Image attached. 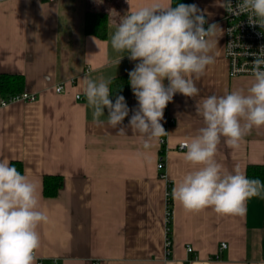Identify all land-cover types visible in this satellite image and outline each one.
<instances>
[{"label": "crops", "instance_id": "obj_1", "mask_svg": "<svg viewBox=\"0 0 264 264\" xmlns=\"http://www.w3.org/2000/svg\"><path fill=\"white\" fill-rule=\"evenodd\" d=\"M151 2H0V73L23 76L22 92L37 96L3 106L0 95V159L23 164L22 174L37 185L48 216L38 227L35 264H264V191L247 200L244 216L219 215L212 208L188 213L172 195L193 170L180 144L204 126L196 102L241 89L246 94L253 82V76L229 75L224 0H192L222 34L215 63L196 81L199 95L177 93L165 108L163 145L160 137L145 150L141 137L130 130L118 136L107 125V110L100 117L103 123L93 121L83 78L119 84L128 76L138 61L115 52L110 38L122 16ZM87 12L108 14L105 39L86 33ZM59 85L62 92L56 91ZM116 95L110 96L113 103ZM123 96L130 109L138 106L130 84ZM161 159L163 169L158 168ZM215 159L229 172L238 165L245 175L249 165H264V127L253 128L235 149L221 138ZM46 174L63 178L55 197L44 196ZM223 242L227 247H221Z\"/></svg>", "mask_w": 264, "mask_h": 264}, {"label": "clouds", "instance_id": "obj_2", "mask_svg": "<svg viewBox=\"0 0 264 264\" xmlns=\"http://www.w3.org/2000/svg\"><path fill=\"white\" fill-rule=\"evenodd\" d=\"M227 11L251 13L249 23L255 24L253 17L264 21V0H239L236 9L229 4ZM207 23L197 5L173 8L171 0L166 5L152 0L122 16L110 43L115 52H127L130 61H138L128 72L138 106L130 109L123 95H116L113 103L111 79L84 77L83 92L93 109L94 123H103L100 117L107 110V125L118 136L129 135V130L139 135L145 150L168 135L161 123L165 108L177 93L187 98L198 96L196 81L215 63L222 30L215 23L206 29ZM253 55V82L246 94L235 90L207 96L195 104L204 126L183 145L187 149L185 160L193 170L172 192L188 213L212 208L219 215L244 216L247 200L264 189V183L248 178L238 165L229 172L215 159L221 138L235 149L253 128L264 127V47L259 55ZM40 201L37 185L8 158L0 159V264H35V252L41 244L38 227L48 221Z\"/></svg>", "mask_w": 264, "mask_h": 264}, {"label": "built area", "instance_id": "obj_3", "mask_svg": "<svg viewBox=\"0 0 264 264\" xmlns=\"http://www.w3.org/2000/svg\"><path fill=\"white\" fill-rule=\"evenodd\" d=\"M5 1V0H0ZM239 0H224V22H225V56L229 65V75L231 77L240 76H252V61L256 58L253 54L259 55L262 47H264V21L259 18L253 17L255 24L249 23V17L251 13L245 12L242 14H233L227 11L229 4L232 9H236ZM208 24H205L207 29ZM57 92L63 91V86L56 87ZM37 96L28 92H20L7 99H1V105H6L14 101H34ZM77 99H81L80 95H77ZM170 124V123H168ZM167 124L164 126L166 129ZM165 137L160 138V144L163 145ZM186 142L180 144V149H185L183 145ZM158 168H164V161L161 159L158 163ZM164 177V175H163ZM169 194V193H168ZM170 195V194H169ZM168 195V196H169ZM170 212H168L169 215ZM171 245L170 238L167 239V247ZM222 248L227 247L226 243H222ZM188 252H192V246L187 247Z\"/></svg>", "mask_w": 264, "mask_h": 264}, {"label": "trees", "instance_id": "obj_4", "mask_svg": "<svg viewBox=\"0 0 264 264\" xmlns=\"http://www.w3.org/2000/svg\"><path fill=\"white\" fill-rule=\"evenodd\" d=\"M192 0H172V7L178 4H192ZM85 18V31L88 34L96 35L102 39L107 36L108 14L104 12H87ZM119 81V80H117ZM112 83L111 92L113 94L125 95L129 91L128 76L122 77L119 84ZM24 78L21 75L0 73V95L7 99L15 94L22 92ZM18 171L23 173V164L14 160L11 162ZM246 176L250 179H258L264 183V165H249L246 170ZM63 178L59 175L46 174L43 178V193L46 197H55L62 187ZM261 191H264L262 189ZM169 204H171V199ZM170 206V205H169Z\"/></svg>", "mask_w": 264, "mask_h": 264}]
</instances>
